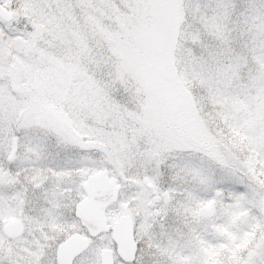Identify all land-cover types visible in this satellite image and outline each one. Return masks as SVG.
Masks as SVG:
<instances>
[{"label": "snow or ice", "instance_id": "obj_1", "mask_svg": "<svg viewBox=\"0 0 264 264\" xmlns=\"http://www.w3.org/2000/svg\"><path fill=\"white\" fill-rule=\"evenodd\" d=\"M0 264H264V0H0Z\"/></svg>", "mask_w": 264, "mask_h": 264}]
</instances>
